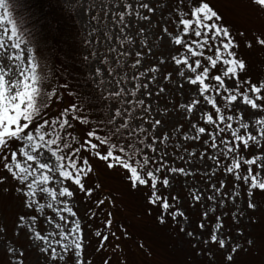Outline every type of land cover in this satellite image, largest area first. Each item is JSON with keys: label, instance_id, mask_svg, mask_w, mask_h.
Returning <instances> with one entry per match:
<instances>
[{"label": "rangeland", "instance_id": "obj_1", "mask_svg": "<svg viewBox=\"0 0 264 264\" xmlns=\"http://www.w3.org/2000/svg\"><path fill=\"white\" fill-rule=\"evenodd\" d=\"M59 2L73 11L76 28L85 46L87 70L93 81L102 92L114 96L107 106V115L110 118L115 108L123 110L131 107L129 100L135 103L130 127H142L145 134L155 137V153L153 150L148 151L155 161L160 160L164 164V153L169 155L170 163L164 164L158 175L157 195L167 198L172 205L169 212L179 208L187 217L185 220L178 215L172 220L165 214V223H160L158 216L162 210L159 202L156 205L149 202L150 188L133 189L126 170L120 167L110 170L103 162L92 161L101 192L108 200L113 197L118 209V220L125 218V224L123 229L121 226V231L117 219H111L105 209H100L96 205L97 200L93 203L94 198H84L78 194L73 202L83 230L82 259L85 264H209L212 253L204 252V249L213 246L197 244L196 240L186 237L181 228L199 235L197 223L203 222L206 228L215 230L217 217L219 222L227 226L224 231L230 233L232 246H242L235 258L236 264H264V190H253L249 196L247 185L223 168L230 159L225 160L217 150L212 149L211 141L205 146L203 141L207 137L203 134H200L199 140L193 139L197 133L192 125H207L206 120L200 119L203 113L196 106L191 111L180 107L191 103L192 98L200 99L191 92L193 86L179 73L183 67L181 59L188 53L180 55L181 44L188 34L178 31L180 27L177 25L182 18L189 17L180 16L181 12H189L188 0ZM215 3L220 7L221 19L228 23L239 44L238 56L245 60L252 81L264 79V48L252 40L253 37H259V30H264V12L259 11L253 0H216ZM166 8H170L171 13H166ZM81 9L82 16L87 19L82 18ZM0 16L4 17L0 20V36L4 38L0 57H13L10 62L0 59V83L4 86L5 95H8L10 92L14 94L17 83L22 90L25 77L32 74L29 71L32 62L27 59L30 54L26 43L20 45L22 52L11 47L19 40L14 37L9 39L11 34L3 7H0ZM177 35L181 36L180 44L175 42L174 37ZM245 39L252 42L251 47L245 46ZM197 44L191 45V54L197 50ZM210 51L204 47L208 56ZM17 56L19 59H16ZM177 59L181 60L180 65L175 63ZM208 66L212 71L211 66ZM96 68L100 72H96ZM184 72L185 76L190 74L187 69ZM28 82L31 83L30 80ZM121 89L123 93L115 95ZM65 102L72 100L67 98ZM204 111L211 114L213 110L208 106ZM227 115H235L237 122L249 124L255 119L264 118L254 117L250 121L248 114L241 109L235 113L228 111ZM207 130L212 131L211 128ZM216 143L219 147V140ZM261 144L264 145V141ZM241 155L246 159L251 158L249 153L241 152ZM255 155L264 153L256 152ZM245 167L242 163L243 172L239 170L241 177L242 173L246 174ZM171 168H182L183 171L170 172ZM252 168L255 172V165ZM0 174H3L2 167ZM165 177L169 181L167 186L162 184ZM258 178H264V171ZM249 202L256 205L255 210L248 208ZM206 211L209 215L204 217ZM16 212V201L0 193V225L7 228L6 234H0V264H9V261L13 264H64L66 261L76 264L71 252L65 255L64 261H52L50 253H42L41 249L33 247L31 235L25 234L28 230L15 227ZM49 215H53L51 209L37 213L33 228L44 235L56 231L54 224L43 219ZM55 219L59 222L58 217ZM108 219H111V225L104 223ZM96 232L107 235V241L97 237ZM249 238L255 240L251 247L246 243ZM9 247L15 248L17 255L7 254L6 249Z\"/></svg>", "mask_w": 264, "mask_h": 264}, {"label": "snow or ice", "instance_id": "obj_2", "mask_svg": "<svg viewBox=\"0 0 264 264\" xmlns=\"http://www.w3.org/2000/svg\"><path fill=\"white\" fill-rule=\"evenodd\" d=\"M253 2L260 12H264V0ZM188 4L189 12H181L180 16L188 15L189 18H182L177 27L183 25L182 33L202 38L200 47L212 50L215 59L212 55L207 56L204 58V64L201 59H195L193 66L187 57L183 58L180 76L193 86L191 92L200 99L192 98L191 103L180 107L191 111L196 106L203 113L200 119L206 120L207 125H192L197 133L193 139L199 140L200 134H203L207 137L203 141L205 146L211 141L212 149L217 150L225 160L230 159L231 163L225 170L234 174L237 180H242L247 185L248 195L251 196L253 190H264V178H258L264 171V155H255L256 152L264 153V145L261 144L264 141V118L255 119L252 124L239 121L233 126V116L225 113L229 110L235 113L237 109H241L248 114L250 121L254 117L264 116V79L252 81L245 60L238 56L239 44L235 36L229 26L223 23L218 12L210 6V0H188ZM0 7L7 11L4 0H0ZM144 7L147 8V4ZM82 13L81 9V16ZM82 18L87 19L83 16ZM3 19L4 17L0 16V20ZM16 34L17 29L13 25L9 39ZM3 39L0 36V49L3 48ZM174 39L177 44L181 43L180 35ZM252 40L264 48V30H259V37H253ZM22 43L23 41H18L11 47L22 52ZM251 45L252 42L245 39V46ZM183 46L188 47L187 44ZM28 51L30 53L31 49ZM0 59L10 62L13 57L5 56ZM16 59H19V56ZM27 59L31 61L32 56L28 55ZM136 63L139 64L140 61L137 60ZM175 63L180 65L181 60L177 59ZM34 67L29 66L31 76L25 77L22 90L21 85L17 83L14 94L10 92L5 95L4 86L0 83V167L3 169V174H0V193L7 194L16 201L15 227L28 230L25 234L31 235L33 247L41 249L42 253H50L52 261H64L65 255L71 252L76 264H85L82 259L83 230L73 201L80 193L90 197L94 193V186L99 187L98 184L93 186L94 168L91 162L96 160L103 162L107 169L120 167L126 170L127 179L133 189L150 188L149 202L153 205L159 202L162 210L158 216L160 223H165V214L172 220L178 215L187 220L179 208L169 212L172 205L167 198L157 195L158 174L167 161L158 167H151L155 160L148 155L147 149L151 148L155 153V147L152 143H145L142 138L145 129L130 127L129 124L135 103L129 100L131 107L123 110L115 108L110 118L96 119L90 112H86L84 104L77 100L52 116L47 110L54 101H61L63 97L55 89L48 91L43 87V77L37 75ZM184 69L190 74L185 76ZM95 71L100 72V69L96 68ZM206 79L208 82H205ZM123 91L121 89L115 95L118 96ZM208 106L213 110L211 114L204 111ZM76 124L84 129L80 139L72 135L71 130H74ZM208 128L212 131H208ZM241 152L251 154V158L246 159ZM242 163L246 166V174L243 177L239 174ZM253 165L256 167L255 172ZM169 171L182 172L183 169L171 168ZM162 184H169L167 177L163 179ZM96 204L102 205L103 201L97 199ZM248 208L255 210L256 205L249 202ZM49 209L53 211V215L43 219L49 224H54L56 231L44 235L36 231L33 225L37 222V213H44ZM108 215L111 216V213ZM203 215L207 217L209 212L206 211ZM213 216L215 217V213ZM55 217L59 218V222ZM216 220L215 230L206 228L205 223L199 222L196 225L199 235L193 231H184L183 228L181 231L186 237L196 240L199 245L213 246L204 249V252L212 253L209 264H236L235 258L242 246H232L230 233L226 234L224 231L227 226L219 222L218 217ZM104 223L111 225L112 221L108 219ZM6 231L5 226V229H0V234H6ZM96 236L104 241L108 239V236L101 232H96ZM246 243L251 247L255 240L249 238ZM6 253L15 256L17 250L9 247ZM9 264L13 262L9 261Z\"/></svg>", "mask_w": 264, "mask_h": 264}, {"label": "trees", "instance_id": "obj_3", "mask_svg": "<svg viewBox=\"0 0 264 264\" xmlns=\"http://www.w3.org/2000/svg\"><path fill=\"white\" fill-rule=\"evenodd\" d=\"M5 1L7 11H5V8L4 11L9 22L10 31L12 26L15 25L17 29L15 38L27 42L35 64L34 71L37 75L43 77V87L48 91L55 89L63 97L61 101H54L50 109L47 110L50 115L55 116L60 109L79 100L84 104L85 111L90 112L93 118L108 119L107 106L114 96L102 92L87 70L85 46L82 35L76 28L73 11L60 3L59 0ZM215 2H210V6L221 17L220 7ZM222 21L228 25L224 19ZM191 36L196 39V42L199 39L202 40V38H197L193 34ZM186 39H191V37H186ZM186 44L189 47V41ZM210 55L215 59L212 52ZM40 72H43V74ZM205 82H208L207 79ZM71 93H76V95ZM67 98H70L72 102H65ZM225 114L227 115V113ZM233 122V126H235L237 122L235 117H233ZM221 126H223V123H221ZM71 131L72 135L80 139V134L84 129L76 124L74 130ZM142 138L145 143H151L152 141L151 137L145 133ZM154 142H156V139L152 144ZM149 150L152 149H147V153ZM164 156L166 160H169V155L164 153ZM173 156L176 157V154L174 153ZM161 162L157 160L151 167L160 165ZM230 163L231 160L225 162V165L227 166ZM240 170L243 172L242 168ZM92 176L94 177L93 185L98 184L100 181L95 171H93ZM100 189V185L98 188H94V193L90 196L94 198L93 203L97 199L102 200L103 204L99 205L100 209H105L108 213H111V219H117L118 226L120 229L122 226L123 229L125 218L122 217V220H118V209L113 197L111 196V199L108 200L101 192L102 189ZM80 197H84V195L80 193ZM43 263L52 264L51 262ZM64 264L69 263L66 261Z\"/></svg>", "mask_w": 264, "mask_h": 264}]
</instances>
